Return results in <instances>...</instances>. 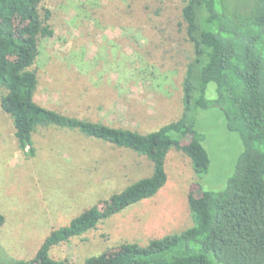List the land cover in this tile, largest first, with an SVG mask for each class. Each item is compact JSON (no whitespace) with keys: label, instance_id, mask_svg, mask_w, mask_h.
<instances>
[{"label":"rangeland","instance_id":"obj_1","mask_svg":"<svg viewBox=\"0 0 264 264\" xmlns=\"http://www.w3.org/2000/svg\"><path fill=\"white\" fill-rule=\"evenodd\" d=\"M186 3L45 0L40 13L51 10L55 35L41 40L32 67L39 80L36 101L64 114L140 133L179 119L182 81L193 58L182 18ZM213 88L211 84L208 95ZM196 120L211 158L206 175H196L182 152L170 151L168 181L154 197L54 247L50 257L83 264L121 244L146 246L193 227L190 190L199 195L200 185L204 190L223 189L243 150L220 109L199 110ZM33 142L35 155L21 151L13 120L0 107V214L5 218L0 263L32 260L54 231L153 173L146 156L77 130L38 127ZM209 260L220 264L213 255Z\"/></svg>","mask_w":264,"mask_h":264},{"label":"trees","instance_id":"obj_2","mask_svg":"<svg viewBox=\"0 0 264 264\" xmlns=\"http://www.w3.org/2000/svg\"><path fill=\"white\" fill-rule=\"evenodd\" d=\"M44 1L0 0V107L13 120L19 148L35 155L38 127L77 130L146 156L153 173L54 231L32 260L5 264H73L53 260L51 249L154 197L168 181L166 160L172 150L191 159L196 175H206L211 158L196 114L211 108L223 112L228 131L239 135L243 150L223 189L204 190L199 184V195L190 190L195 225L146 246L121 244L83 264H212L209 255L220 264H264V0H186L180 26L193 58L182 81L183 112L148 133L78 118L36 101L39 80L32 67L41 40L55 35L51 10L40 13ZM4 223L0 214V227Z\"/></svg>","mask_w":264,"mask_h":264}]
</instances>
